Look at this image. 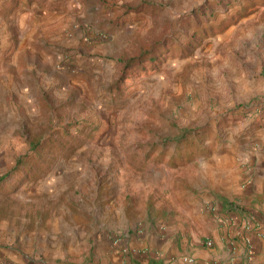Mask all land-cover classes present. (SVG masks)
Listing matches in <instances>:
<instances>
[{
    "label": "rangeland",
    "instance_id": "374dc122",
    "mask_svg": "<svg viewBox=\"0 0 264 264\" xmlns=\"http://www.w3.org/2000/svg\"><path fill=\"white\" fill-rule=\"evenodd\" d=\"M260 149L264 0H0V264L181 260Z\"/></svg>",
    "mask_w": 264,
    "mask_h": 264
},
{
    "label": "crops",
    "instance_id": "0c3cea01",
    "mask_svg": "<svg viewBox=\"0 0 264 264\" xmlns=\"http://www.w3.org/2000/svg\"><path fill=\"white\" fill-rule=\"evenodd\" d=\"M223 167L220 172L221 187L213 195L208 194L202 198V206L209 204L208 214H211L214 207L216 211L223 209L226 212L230 208L235 209L236 212L228 213L230 216L222 215L224 219L227 218L226 220L232 219L235 226L230 227L221 221L224 226L220 230H212L211 224L222 226L218 223V215L217 217L212 215L200 217L203 218L202 222L206 228L201 235L208 241L212 239L215 247L208 248L206 242H202V236L196 234L192 240L196 245L192 255H187L181 260H173L170 264H188L186 262L188 258H195L198 264H264V235H258L257 231L243 232L242 230L247 211L256 213L262 220V229L264 228V150L247 152L239 159H225ZM236 200L239 201L240 208L233 207ZM240 226L241 229L237 230ZM75 239L78 240L77 237H74ZM57 244L58 242H55L52 247L56 248ZM99 247L103 261L106 264H113L108 254V245L101 242ZM156 247L164 249L165 244L160 243ZM1 262H11V260L0 254Z\"/></svg>",
    "mask_w": 264,
    "mask_h": 264
},
{
    "label": "built area",
    "instance_id": "2783aa9c",
    "mask_svg": "<svg viewBox=\"0 0 264 264\" xmlns=\"http://www.w3.org/2000/svg\"><path fill=\"white\" fill-rule=\"evenodd\" d=\"M261 227H262V225H260V222L258 221V222H256V223L253 225L252 228H255L256 230H259V231H258V235H262V236H263L262 231H260V230H261ZM250 228H251V227H249V229H250ZM206 246H207V247H212V246H213V242H212V241H208V242L206 243ZM186 262H187L188 264H198L197 261L195 260V258H188V259L186 260Z\"/></svg>",
    "mask_w": 264,
    "mask_h": 264
},
{
    "label": "trees",
    "instance_id": "16d2710c",
    "mask_svg": "<svg viewBox=\"0 0 264 264\" xmlns=\"http://www.w3.org/2000/svg\"><path fill=\"white\" fill-rule=\"evenodd\" d=\"M148 59L150 60V62H154L156 60V57L150 56Z\"/></svg>",
    "mask_w": 264,
    "mask_h": 264
}]
</instances>
